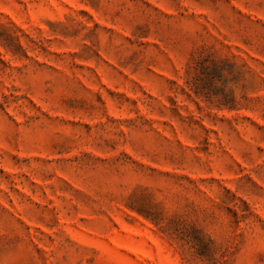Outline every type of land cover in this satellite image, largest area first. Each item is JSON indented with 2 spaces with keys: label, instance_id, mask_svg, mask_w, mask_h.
Listing matches in <instances>:
<instances>
[{
  "label": "rangeland",
  "instance_id": "1",
  "mask_svg": "<svg viewBox=\"0 0 264 264\" xmlns=\"http://www.w3.org/2000/svg\"><path fill=\"white\" fill-rule=\"evenodd\" d=\"M0 264H264V0H0Z\"/></svg>",
  "mask_w": 264,
  "mask_h": 264
}]
</instances>
